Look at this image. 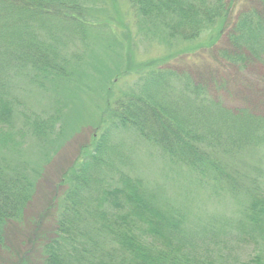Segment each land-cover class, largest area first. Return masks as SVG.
<instances>
[{
  "label": "trees",
  "instance_id": "trees-1",
  "mask_svg": "<svg viewBox=\"0 0 264 264\" xmlns=\"http://www.w3.org/2000/svg\"><path fill=\"white\" fill-rule=\"evenodd\" d=\"M88 1L0 0V70L14 74L26 69L32 74L39 72L32 76L33 81L65 90L66 52L85 42L91 29V23L82 18L88 12ZM128 1L137 9L147 31H163L170 40L180 36L192 40L207 32L214 45L222 34L224 22L218 21L226 16L225 0ZM256 4L239 12L226 34L231 51L223 52V58L232 65L256 61L264 64V0H256ZM125 56L124 52L118 68L123 62L128 69ZM133 85L110 108L105 106L106 114L100 120L102 131L62 179L64 190L54 207L56 238L42 245V264H264L261 186L255 188L258 195L252 196L248 215H242L243 222L233 228L236 232L231 235V245L243 242L250 254L245 260L230 261L223 253L228 240L215 233L203 236L188 232L174 217L150 205L138 180L122 174L116 189L102 178L100 183L105 187L94 181L96 171L100 175V163L106 161L107 140L115 131L132 135L171 163H181L191 174L203 173L210 165L207 157L213 153L227 155L228 149L237 154L264 148V114L215 105L202 85L160 69L157 61L138 68ZM99 87L101 101L105 96L99 94L106 89L102 83ZM7 96V87L0 78V144L5 148L0 152V249H5L7 223L20 221L30 205L37 178L36 169L20 156L12 121L15 107ZM196 101L201 104L196 105ZM53 125L54 120L38 118L27 135L40 141ZM4 128L10 129L12 140L7 139ZM118 193L120 197L109 200ZM159 239L164 243L158 245Z\"/></svg>",
  "mask_w": 264,
  "mask_h": 264
},
{
  "label": "rangeland",
  "instance_id": "rangeland-1",
  "mask_svg": "<svg viewBox=\"0 0 264 264\" xmlns=\"http://www.w3.org/2000/svg\"><path fill=\"white\" fill-rule=\"evenodd\" d=\"M88 2V12L82 18L91 23V29L85 42L66 52L65 90L55 89L48 82L33 81L32 76L39 72L32 74L26 69L22 74H14L0 70V78L7 87L6 99L15 107L12 121L20 156L37 172L34 196L23 217L21 214L20 221L9 222L4 228L5 249H0V264H42V245L56 238L54 207L64 190L62 179L78 164L82 150L91 148L92 139L102 131L100 120L106 114L105 106L110 108L116 99L134 88L138 68L157 61L160 69L202 85L214 104L264 114V64L256 61L232 65L223 58V52L231 51L226 34L236 16L257 7L256 0H225L226 16L218 21L224 22L223 31L214 45L207 32L192 40L184 36L170 40L163 31H147L128 0ZM124 52L128 69L123 62L118 68ZM101 83L106 91L99 96L106 100L100 101L97 94ZM38 118L54 120L53 128L40 141L27 135ZM4 130L7 139L12 140L10 129ZM107 147L100 175L96 171L94 176L96 184L101 185L102 178L111 189L119 188L122 174L138 180L153 208L174 217L188 232L203 236L215 233L228 240L223 253L230 261L248 257L250 248L243 242L240 246L231 245V235L236 232L233 228L243 222L242 215H248L252 196L257 194L255 188L261 186L264 191V148L245 149L237 154L228 149L227 155L213 153L207 157L210 165L203 173L191 174L181 163H171L129 134L113 132ZM4 149L0 144V152ZM116 195L120 197L119 193L114 194L109 200L113 201ZM163 243V239L157 241L158 245Z\"/></svg>",
  "mask_w": 264,
  "mask_h": 264
}]
</instances>
